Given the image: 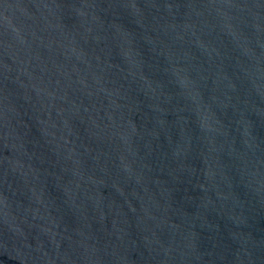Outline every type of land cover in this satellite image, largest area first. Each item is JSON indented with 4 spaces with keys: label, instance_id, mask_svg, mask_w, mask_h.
<instances>
[{
    "label": "water",
    "instance_id": "water-1",
    "mask_svg": "<svg viewBox=\"0 0 264 264\" xmlns=\"http://www.w3.org/2000/svg\"><path fill=\"white\" fill-rule=\"evenodd\" d=\"M0 264H264V0H0Z\"/></svg>",
    "mask_w": 264,
    "mask_h": 264
}]
</instances>
